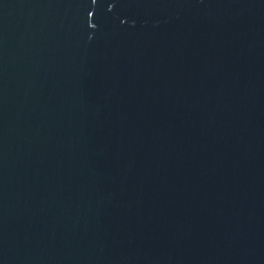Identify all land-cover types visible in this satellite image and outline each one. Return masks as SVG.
Returning <instances> with one entry per match:
<instances>
[{
	"label": "water",
	"instance_id": "water-1",
	"mask_svg": "<svg viewBox=\"0 0 264 264\" xmlns=\"http://www.w3.org/2000/svg\"><path fill=\"white\" fill-rule=\"evenodd\" d=\"M0 264H264V0H0Z\"/></svg>",
	"mask_w": 264,
	"mask_h": 264
},
{
	"label": "snow or ice",
	"instance_id": "snow-or-ice-1",
	"mask_svg": "<svg viewBox=\"0 0 264 264\" xmlns=\"http://www.w3.org/2000/svg\"><path fill=\"white\" fill-rule=\"evenodd\" d=\"M93 3H95V0H93Z\"/></svg>",
	"mask_w": 264,
	"mask_h": 264
}]
</instances>
